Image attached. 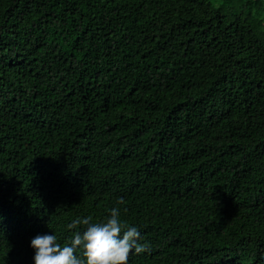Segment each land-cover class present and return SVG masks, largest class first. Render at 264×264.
<instances>
[{
    "label": "trees",
    "instance_id": "trees-1",
    "mask_svg": "<svg viewBox=\"0 0 264 264\" xmlns=\"http://www.w3.org/2000/svg\"><path fill=\"white\" fill-rule=\"evenodd\" d=\"M114 207L128 264H264V0H0V264Z\"/></svg>",
    "mask_w": 264,
    "mask_h": 264
},
{
    "label": "clouds",
    "instance_id": "clouds-1",
    "mask_svg": "<svg viewBox=\"0 0 264 264\" xmlns=\"http://www.w3.org/2000/svg\"><path fill=\"white\" fill-rule=\"evenodd\" d=\"M123 203V201H119ZM84 226L70 240L61 244L56 234L38 235L31 240L35 264H128L133 253H143L147 245L140 243L141 234L135 226L123 221L114 207L107 217L94 221L92 216L76 218L69 229ZM80 255H77V252Z\"/></svg>",
    "mask_w": 264,
    "mask_h": 264
}]
</instances>
